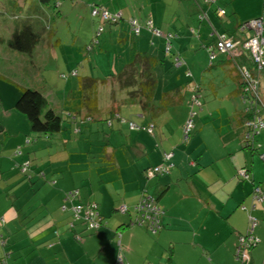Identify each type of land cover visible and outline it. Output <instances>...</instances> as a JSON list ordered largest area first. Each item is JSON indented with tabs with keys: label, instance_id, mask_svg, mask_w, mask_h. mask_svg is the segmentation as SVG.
I'll list each match as a JSON object with an SVG mask.
<instances>
[{
	"label": "crops",
	"instance_id": "obj_1",
	"mask_svg": "<svg viewBox=\"0 0 264 264\" xmlns=\"http://www.w3.org/2000/svg\"><path fill=\"white\" fill-rule=\"evenodd\" d=\"M50 1L17 0L16 7L18 10L21 8L22 12L16 23L13 22L9 26L6 18L0 17L5 22L4 24L1 22L0 27L4 26L7 33L11 32L7 34V39H10L15 31L30 28L39 36L31 51L40 55L52 43L51 37L57 38L56 32L59 33L56 28L58 10L50 4L47 6ZM78 1L85 3L90 12L97 8L103 11H119L124 16L123 10L114 7L113 0ZM245 1L249 4L244 10H247V7L253 9L258 5V0ZM68 2H64L63 5L69 6ZM94 2L101 7L93 6L91 3ZM172 3L181 5L174 18L180 15L179 12L182 14L175 19L177 22L175 33L169 34L173 37L182 35L184 38L191 35L189 39L182 40L181 44L186 45L188 42V47L192 48L196 42L201 46L200 38L203 39L204 34L209 31L206 25L213 23L219 32L225 30L236 32L241 22L263 15L261 13L253 16L254 18L242 19L236 0L219 1L225 9V16L222 18L221 14L217 15L215 12L217 5L213 3V8L207 6L208 0H176L171 1ZM200 6H207L208 9L201 12ZM161 7L164 12L169 9L166 5ZM153 10L156 9L152 4L151 11ZM200 12L205 17L203 23L200 20ZM132 18L139 22L138 18ZM151 21L154 25L155 21L153 19ZM91 28L90 34L84 33V40H78L76 34L71 49L75 61L71 60V64H68L72 69L68 78L69 83L58 90L59 94H55L56 88L50 95L44 93L52 107L62 104L65 107L64 113H68L66 117L62 114L65 125L63 132L51 138L49 135L35 132L31 138L28 133L31 135L34 131L30 122L21 114L25 122L17 126L12 120L16 115H12L13 111L2 102L5 118L0 119V182L3 186L0 193L5 199L9 197L14 207H10L9 200L0 203V217L5 218L4 228L9 234L6 239L9 247L4 253L0 248V264L7 252H10L8 264H239L235 258L238 235L247 231L251 214L259 219L254 233L260 240L258 245L250 250L246 264H264V201L254 200L253 207L250 209L247 207L255 186H260L264 190V160L260 157L264 152V134L260 132L261 142L256 137L254 148L243 144L246 128L240 123V119L246 117L244 113L246 105L239 97H234L232 92L236 88L234 82L229 78L228 82L217 86L215 79L206 75L203 59H199L193 66V81L185 82L183 101L167 107L155 118L143 111L138 102H124L119 106L111 104L109 100V104L102 107V111L93 120L89 119L85 111L77 110L80 106L77 92L79 79L85 75V69L81 75L78 72L81 68L76 66L89 65L90 74L85 76L94 78L103 77L113 71L112 64L105 67L106 69L102 65H97L95 55L99 56V52L104 50V44L102 40L100 47L98 45L93 50L89 48L88 40L90 41L94 34L93 24ZM199 29L202 36L200 38L197 34L194 35ZM114 35L110 37H116ZM238 35L242 37L240 33ZM59 41L60 39H55V43ZM119 42L122 41L119 39ZM127 42L128 40L123 43ZM130 45L129 59L133 57L134 49H139L138 44L134 47L130 41ZM200 46L197 48L203 47ZM172 49L171 40L170 50ZM38 58L39 56H34L36 61ZM87 58L88 63L84 60ZM93 58L96 62L94 67L91 65ZM178 58L180 65L185 63L180 56ZM72 76L78 78V86L72 84L74 80ZM208 79L212 82L209 80L207 83ZM205 82L210 84V89L215 93V100L221 98L227 103L226 111L220 113L227 120L228 127L223 129L224 125L215 126L214 123L209 126L208 116L210 113L214 115L215 112L210 107L204 108L206 103L203 101L204 107L197 106L202 114L194 121L195 134L191 139H186L184 126L188 109L176 107L188 104L193 85L191 83H199L203 90ZM158 89L159 84L155 96L157 103L163 93L170 90L163 89L160 93ZM261 96L264 102V75ZM113 105L114 108L119 106L116 108V117L112 114ZM123 105H128L127 109L122 107ZM221 107H224L223 104ZM177 115L179 122L174 126L172 119ZM105 118L111 130L101 122ZM204 132L207 134L213 132L219 136L217 138L220 151L215 152L208 145ZM17 133L16 141L6 147V139ZM71 141L75 143L72 144ZM76 145L81 147L78 148ZM8 150H12L11 154ZM166 152L173 153L170 159H165ZM95 154L98 157L94 158ZM90 157L98 162L95 169L97 176L93 177L91 173L81 177L78 172L87 169L85 161ZM27 161H30L28 172L30 177L27 175L24 178L21 165ZM72 162L80 166L72 167ZM163 164H171L167 172L148 176V171ZM243 167L250 171V179L238 176V170ZM66 169H70L69 177L64 174ZM59 173L62 176L57 178ZM38 180L44 181L45 184L53 182L57 185V188L53 187L56 201L52 205L45 206L42 198L36 196L37 193L35 196L25 195L31 188L34 193L36 192L34 185ZM38 182L41 185V182ZM14 185L16 187L12 189ZM74 189L79 190V196L70 202L65 196L67 191ZM144 189H148L156 196L165 210L161 218L162 227L157 233H152L147 226L134 223L137 216L136 205ZM18 202L20 205H16ZM82 202L98 204L99 214L96 219H99L101 224L97 230L89 229L83 220L74 221L72 205ZM27 203L31 205L27 207ZM122 204L127 205L126 212L120 210ZM73 221L75 224L71 226ZM76 235H81L82 238L78 240ZM120 255L123 262L118 260Z\"/></svg>",
	"mask_w": 264,
	"mask_h": 264
},
{
	"label": "rangeland",
	"instance_id": "obj_2",
	"mask_svg": "<svg viewBox=\"0 0 264 264\" xmlns=\"http://www.w3.org/2000/svg\"><path fill=\"white\" fill-rule=\"evenodd\" d=\"M69 1V6L63 5L64 2ZM154 1H158V3H155ZM171 1H176V0H113V4L115 8H118L119 10H123L124 16H122L123 20L120 21L119 23H114L111 24L110 27L113 29L114 34L120 32L122 35H127L129 34L130 30V25L128 20H130L132 17H136L139 20V23L142 26V32L140 35H137L136 37V42L139 46L140 50H147L150 53L156 54L157 57L160 59L159 64L155 68V72L157 75L158 79V84H159V92L161 93L163 89H170L174 86H176L178 83L185 84L187 80L193 79V66L196 61H199V59H203L204 61L202 64H205L206 68V75H209L212 77V79H215V82L217 86L221 85V83L224 82V75H226V70L223 69L222 66H211L210 63V58H209V53L207 52L206 48H203L200 46L199 42H196L194 44V47L192 46L188 47L187 43L186 45L181 44L182 40L184 39H189L191 35L188 38H184L182 35L176 36L171 38L173 41V49L170 50V52L166 51V37L165 35L162 36H155L150 28H149V22L153 19L155 21L154 25L156 27H159L164 34H167L169 32H174L177 29L176 21L175 19L177 17H181V12L179 16L174 18V14L178 12L179 8L181 5L172 3ZM16 2L17 0H0V17L6 18V23L11 26L13 24L14 19H16L17 16H19L22 12L21 8L18 10L16 7ZM168 3V4H166ZM53 7L55 10H58L56 14L57 18V23H56V28L59 31L56 32L57 38L51 37L52 45H48L46 49L41 52L39 55L37 52H32L30 51L29 53H23L18 51L19 49L11 46L9 44V38L7 39V34H10L11 32L7 33L8 31L5 29L3 26L2 28L0 27V119H4L5 116L3 115V107H2V102L6 104V106L13 111L12 115H16L12 118L14 122H16L17 126L23 125V118L26 119L27 121L28 118L27 116L22 113V112H17V108L15 107L18 99L21 96L22 90L20 89V85L25 86V87H35L36 89L40 90L41 92L50 95L54 88H56V93L59 94L60 92L58 91L59 89L61 90L66 83L68 82V78L70 77V71L72 70L71 68L68 67V64H71V60L75 61V59L72 58L71 49L73 47V43L76 39V34H78V40H84V33L90 34V31H92L91 28V23L90 21L92 20V12H90L89 8L85 5V3H81L78 0H60L58 2H55V0H51L50 3H48L47 6ZM93 6H99L96 5V2L91 3ZM155 5V9L151 11V5ZM249 2L245 0H236V6L240 8V13H241V18L242 19H247V18H254L253 16H256L258 14H264V5H263V0H258V5L254 6V8L249 9L247 7V10H244L245 6H248ZM162 5H166L169 7L167 11H163L161 7ZM101 7V6H99ZM7 8L10 10L8 14H5ZM153 8V7H152ZM160 12H159V11ZM113 13V11H110ZM119 11L115 12L117 14ZM254 12L255 15H254ZM262 16V15H261ZM96 20V19H95ZM121 20V19H120ZM252 20V19H251ZM5 23L0 19V23ZM95 23L98 27V22H94L93 25L95 26ZM209 27V25H208ZM182 28V27H181ZM180 28V29H181ZM210 28V27H209ZM172 30V31H170ZM181 31V30H178ZM175 33V32H174ZM173 33V34H174ZM264 33V30H263ZM15 34H22L20 31H15L13 33ZM13 34L10 36V38L13 36ZM186 34V33H182ZM23 35V34H22ZM102 35H109V32H104ZM16 37V36H15ZM205 37V36H204ZM5 39V40H4ZM24 38H22L23 40ZM55 39H60L59 42L55 43ZM206 39V38H205ZM205 39H203L205 41ZM117 40V41H116ZM131 39L128 40L127 43H122L119 42V38H107L105 41H103L104 47L102 52H99V56L97 54L95 55V60L97 62V65H102L107 67L109 64H112L113 67V72H118L120 71L126 63L130 61V45ZM89 42V40H88ZM86 42V44L88 43ZM45 43V42H44ZM9 44V45H8ZM41 44V43H40ZM55 45V48L53 46ZM197 46H200L201 48H197ZM49 48V49H48ZM41 49V46H40ZM96 51V50H95ZM91 54H94V52H91ZM34 56L39 58L34 59ZM178 56L181 57L182 60H184V64L180 65L178 63ZM83 58V57H82ZM93 58V63L91 64L92 67L96 65V62ZM222 58V56H219V60ZM87 60L86 62L88 63V58L84 59ZM90 61V60H89ZM89 66V65H88ZM85 66L84 64L82 65H77L76 67L81 68L79 69V74L83 75V70L85 69V75H89V67ZM201 68V69H203ZM208 68H211L209 70ZM103 69V67H102ZM106 69V68H105ZM201 69L199 72H201ZM190 75L191 77L188 78L187 76ZM83 75V76H85ZM228 77V76H227ZM74 79L72 84L74 86H78V78L76 76H72ZM208 78V76H207ZM209 80H207V83H209ZM212 82V80H211ZM69 83V82H68ZM190 83V82H188ZM205 82V86L203 87L202 90V97L199 102V106L201 107L205 105L204 108L210 107L212 108L215 112L214 115L210 113V116H208L209 126L214 123L215 126H222L223 129H227L226 122L227 120L225 119L224 116L221 115L220 112H225L226 108L225 106L227 105L226 102L222 101V99H217L215 100V93L210 89V84L208 85ZM188 90V88H186ZM184 95V90L182 91ZM261 95V94H260ZM19 97V98H18ZM260 103L264 105V102L262 100V96H260ZM203 101L206 103L204 104ZM182 104L181 106H178L176 108H187L188 113L187 117L185 120V125L189 118L195 119L194 121H197L198 117H201L202 112L200 111V108L193 107L191 104ZM101 104L102 107H106L109 104V100L106 99V93L101 97ZM204 104V105H203ZM223 104L224 107H221ZM54 109L56 111L61 112L63 115L68 113H64L63 109L65 108L62 104L61 105H53ZM125 109H127L128 105H123ZM105 110V108H104ZM201 112V113H200ZM193 113V114H192ZM128 118V117H127ZM223 118V119H222ZM67 120V119H66ZM173 123L174 126H177L179 122V117L173 116ZM104 122L106 126H108V130H111V126H109L108 120L106 118L104 119ZM95 123H98L95 121ZM228 123V122H227ZM195 127L196 124L190 133V136L188 139H191L193 135L195 134ZM35 132H32L31 135L28 133V136H31V138L34 136ZM205 135V140L208 142V145L215 151L218 152L220 151V143H219V136H216L213 132L208 133L204 132ZM264 134V127L262 130V135ZM260 134H258L256 137L257 139L261 138ZM18 136L17 134L11 135V139L9 140L8 138L6 139V147L12 143L13 141H16ZM185 136V133H184ZM216 136V137H215ZM218 137V138H217ZM259 142H261V139H259ZM72 144L75 143V141H71ZM80 144V143H79ZM262 144V143H261ZM82 146V144H80ZM80 145H76L78 148H80ZM99 149V147H97ZM10 151V154L12 150ZM63 152V151H62ZM9 154V155H10ZM80 156V155H79ZM94 158L98 157L96 154L93 156ZM90 160V162H88ZM86 166L87 169L78 172L81 177H86L87 175H90L91 173L94 176H97L96 174V165L97 161L93 160L92 157L88 158L86 161ZM72 167L74 166H80V164L76 162H72L71 164ZM64 174L69 177L71 175L70 169H66L64 171ZM58 176H62L61 173L57 174ZM77 176V172H76ZM27 176L24 175V178ZM30 177V176H29ZM41 182V185H39V182ZM34 187L36 188V192L34 193L33 189H28L25 195L27 197L29 196H36L41 197L42 200L44 201V205H52L55 203V191L53 190V187L57 188V185L55 183H47L45 184L44 181L38 180ZM15 184V183H14ZM31 183H29L30 185ZM31 186V185H30ZM16 185L12 187V189H15ZM5 189V188H4ZM11 189V190H12ZM3 186L2 182H0V191L2 192ZM26 197V196H25ZM253 197V198H252ZM9 200L11 206L12 205L11 200L9 197L6 199L4 197H1L0 193V203ZM20 201H21V196H20ZM22 203L24 201H21ZM20 202L16 203V205H20ZM254 203V194L251 195V198L248 202L247 207L250 209L253 207ZM41 204V203H39ZM27 203V207H29ZM7 207V206H6ZM31 207V206H30ZM52 207V206H51ZM248 216V215H247ZM248 219V217H247ZM246 219V220H247ZM5 225L1 227V230L4 234V238L6 241V244H0V248L3 250V253L6 251V249L9 247L8 246V241L6 240L9 237V234L6 232V229L4 228ZM145 227V226H144ZM5 232V233H4ZM157 233V232H156ZM259 243V242H258ZM200 260V258H199ZM3 264V261L1 262ZM204 264V263H200Z\"/></svg>",
	"mask_w": 264,
	"mask_h": 264
},
{
	"label": "trees",
	"instance_id": "obj_3",
	"mask_svg": "<svg viewBox=\"0 0 264 264\" xmlns=\"http://www.w3.org/2000/svg\"><path fill=\"white\" fill-rule=\"evenodd\" d=\"M45 1L49 2L50 0H45ZM58 1L60 0H55V2ZM219 1L220 0H208L207 6L213 8L214 7L212 6L213 3L217 5V7L215 8V12L217 15L221 14L222 16L219 17L222 18L223 16H225L224 15L225 9L224 6L219 3ZM207 6L204 7L200 6L201 12L206 11L208 9ZM6 9L7 8H5V10ZM99 10L100 13H97L95 15L92 12L93 21L91 24H93L94 22H98L97 23L98 27L95 23L93 29L94 34L88 43V46L89 48H91V50L95 49L98 45H99L98 47H100L102 45L101 42L102 40L104 41L106 38L110 37L111 35H114L113 29L110 27L111 24L119 23L120 21L123 20L122 19L123 17L121 16L116 21H113L103 15L102 9ZM221 10H224V12L221 13ZM5 12H6L5 14H8L10 10H6ZM201 12L199 13V16L201 23H203L205 17ZM18 18L19 16H17L13 22L16 23V20ZM257 18H262L264 23V14ZM131 19L128 20L130 25V30L127 32H129V34L127 35L126 33L125 36L124 35L121 36V33L118 32L119 34L118 35L115 34L114 36L119 38L122 41V43L125 42L126 40L131 39V43H133V46L136 47L137 44L136 37L137 35L141 34L142 26L137 21L141 27L140 32L137 33L132 26ZM254 19L249 21H253ZM247 22H241L237 26L236 32L232 30L231 31L225 30L219 32L215 27V25L211 23L212 27L211 25H209L210 27L209 31L204 34L205 37H203V39L206 38L205 41L200 38L202 37L200 33L201 32L200 29L194 35L197 34V36H199L201 40L200 41L201 46L207 49V52L209 53L211 66L219 65L222 66L224 70H226V75L228 77L224 75L225 78L224 82H228L230 78L236 85V88L232 91L233 95L234 97H239L246 105L244 109V113L246 117L243 120L240 119V123L244 125L246 128L243 144L246 147L254 148L256 136L260 134V132L263 130V127L261 129H256L254 127V121L257 120L258 117L260 116L264 122V105L260 103L261 83L264 75V50H263L262 63L261 64L257 63L252 55L251 50L245 47V42L247 41L248 34L251 31L250 29H246V30L242 29V26ZM150 30L154 35L157 36L164 35V34L158 35L151 28ZM106 31L109 32V35H102ZM20 33H22L23 35L13 34V36L9 39V44L21 51H31L34 43L39 40V36L36 34L35 31L31 30L30 28L20 31ZM238 33H240L242 37L239 36ZM263 37H264V33H263ZM22 38L24 39L22 40ZM170 38H172V36ZM222 38L233 40L234 45L230 50L224 52L221 51L219 47V43L220 40H222ZM134 51L132 53L133 57L130 59V61L118 72L112 71L100 78H94L90 76L80 77L79 86L77 90L80 99V106L77 109L78 111L81 110L85 111L86 117L93 120L95 116L102 111L101 97L104 94V92L106 93V99L110 100L111 104H118L120 106L124 102H131V101L138 102L142 106L143 111L149 113L150 116L153 118H155L162 111L166 110L167 107L174 106L175 104L181 103L183 101L184 95L182 91L185 90L184 89V87H186L185 84L183 85L181 84L179 86L177 85L173 89L165 91L161 99H159V103L156 102L155 96L158 87V79H157L158 77L156 75L155 68L159 64L160 59L157 57L156 54L150 53L147 50L144 51L135 48ZM219 56H222L220 60H219ZM208 69L211 70V68ZM187 77L190 78L191 76L188 75ZM192 81L193 79L191 80L189 79L187 80L186 83ZM255 82L258 85L257 93H254L251 90V87ZM191 84L193 85L195 84V85L194 86L191 85L192 90L188 102H190L189 104H191L195 108L199 106L202 89L199 83H191ZM20 87L22 90V94L18 99L15 107L17 108V110H19L20 112L24 113L27 116L32 131L49 135L50 138L51 136L57 133L63 132L65 128L63 115L61 112L56 111L54 107L50 105L47 96L38 89L31 87L27 88L23 86ZM188 87L190 86L188 85ZM256 94H258V97L256 96ZM111 108H112L113 116L116 117L117 116L115 113L116 108H114V105ZM87 118L84 119L86 120ZM248 134L249 136L247 137ZM21 172L24 173V175L29 176L28 174L29 170L25 172L24 171ZM68 196L71 197L68 200L72 202L73 199L79 196V190L74 189L71 191H67L65 198ZM156 200L160 204L158 198H156ZM87 203L82 202L76 204H82L84 206L96 205L98 207V204L96 202H90L89 204ZM74 221H76L75 217H74ZM74 221L71 226H74L75 224ZM85 223L87 222L85 221ZM87 225L89 229L97 230V228L95 227L90 228L88 223ZM0 226H2V224H0ZM0 232L3 233L1 227H0ZM247 232L248 229L245 233H240L238 235V238L240 235H246ZM254 235L256 234L254 233ZM78 236L80 238H78ZM76 238L80 240L82 236L76 235ZM257 245L258 243L250 247L249 254H250V250L252 248H255ZM237 246L238 244H236V248ZM235 253H236V249H235ZM6 254L7 253H5L4 255L6 256ZM5 256H3L1 261L5 259ZM236 261L239 264L241 263V261L237 259ZM119 262H123V257H122V261L119 260Z\"/></svg>",
	"mask_w": 264,
	"mask_h": 264
},
{
	"label": "built area",
	"instance_id": "obj_4",
	"mask_svg": "<svg viewBox=\"0 0 264 264\" xmlns=\"http://www.w3.org/2000/svg\"><path fill=\"white\" fill-rule=\"evenodd\" d=\"M223 13L224 10H221ZM100 13L99 9H94L93 14ZM103 15L113 21H116L118 18L122 16V13L118 12L115 14V12L111 13L110 11H102ZM132 26L134 30L139 33L140 32V25L138 24L137 20L131 19ZM149 26L151 29H153L158 35L163 34L160 29L154 27L152 24V21L149 22ZM251 27V28H250ZM242 29H250L251 31L248 34V39L245 42V47L251 50L252 55L257 63H262V57H263V50H264V37H263V30H264V23L262 18H256L253 21H249L246 24L242 26ZM167 39V51H170L171 49V34H166ZM234 43L232 39L222 38L219 43V47L221 51H227L230 50L233 47ZM214 58V56H213ZM258 85L256 82L251 87L252 92L257 93ZM258 97V94H256ZM193 114V113H192ZM133 126V124L131 123ZM194 119L191 117L187 121L186 125L184 126V133L185 138L188 139L190 136V133L192 132L194 128ZM254 127L256 129H261L264 127V122L262 118L259 116L257 120L254 121ZM249 134L247 135V137ZM165 159H170L173 155L172 152H166ZM261 158L264 160V152L261 154ZM30 161H27L26 163H23L21 165L22 171H27L30 168ZM171 164H163L161 166H156L152 168L150 171L147 172L148 176L155 175V173H163L167 172L169 170V167ZM238 176L242 179H250L251 174L250 171L246 168H240L238 170ZM254 200L255 201H264V190L260 188V186H255L254 189ZM68 199L71 197L68 196ZM256 207V205H254ZM73 214L75 217V220H83L86 221L89 224V227H95L98 228L100 226V220L96 219V216L98 213V207L96 205L91 206H84L82 204H75L72 205ZM120 210L123 212H126L128 210V207L126 204H122L120 207ZM137 210V216L134 223H137L139 225L147 226V228L152 232L156 233L158 232L162 227V221L161 218L165 214V210L161 204H159L155 198V196L148 191V189H144V192L142 194V197L140 201L136 205ZM259 219L255 215L251 214L249 216V226H248V232L246 235H240L238 238V246L236 248V259L241 261V264H246L249 260L250 254L249 249L252 245L257 244L259 242V237L254 235V230L256 225L258 224ZM0 224H5V218L0 217ZM78 238H80L78 236ZM0 244H6L4 234L0 232ZM119 260L122 261V257H119ZM3 264H8L6 262V259H3Z\"/></svg>",
	"mask_w": 264,
	"mask_h": 264
},
{
	"label": "water",
	"instance_id": "obj_5",
	"mask_svg": "<svg viewBox=\"0 0 264 264\" xmlns=\"http://www.w3.org/2000/svg\"><path fill=\"white\" fill-rule=\"evenodd\" d=\"M251 28V27H250ZM3 256H5V255H3ZM10 257V252H7V254H6V256H5V258H6V261L8 262V258ZM3 258V257H2Z\"/></svg>",
	"mask_w": 264,
	"mask_h": 264
},
{
	"label": "clouds",
	"instance_id": "obj_6",
	"mask_svg": "<svg viewBox=\"0 0 264 264\" xmlns=\"http://www.w3.org/2000/svg\"><path fill=\"white\" fill-rule=\"evenodd\" d=\"M6 259V258H5ZM3 261V260H2ZM7 262V261H6ZM8 263V262H7Z\"/></svg>",
	"mask_w": 264,
	"mask_h": 264
}]
</instances>
